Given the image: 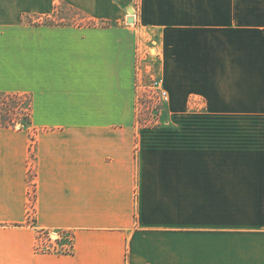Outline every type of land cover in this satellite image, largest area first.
I'll return each instance as SVG.
<instances>
[{
    "label": "crops",
    "instance_id": "obj_1",
    "mask_svg": "<svg viewBox=\"0 0 264 264\" xmlns=\"http://www.w3.org/2000/svg\"><path fill=\"white\" fill-rule=\"evenodd\" d=\"M229 1L0 0V93L31 101L30 127L0 128V264H264V127L186 111L232 48L233 80L256 84L255 3ZM60 6L85 24H35ZM152 49L168 122L140 126ZM42 231L73 253H36Z\"/></svg>",
    "mask_w": 264,
    "mask_h": 264
},
{
    "label": "rangeland",
    "instance_id": "obj_2",
    "mask_svg": "<svg viewBox=\"0 0 264 264\" xmlns=\"http://www.w3.org/2000/svg\"><path fill=\"white\" fill-rule=\"evenodd\" d=\"M228 3H230V1L226 0V10L230 7ZM254 3L255 5L250 8V12L257 15L256 53L255 58L251 55V68L253 74L256 76V84L243 86L238 84V80H233V75L235 73L234 69L238 68L239 62L235 60V58H237L236 49L232 48L230 49L231 54L226 55V58L229 59V61L226 62V72L229 74L225 79V84L219 88V93L217 95H215L212 87H204L211 95L208 96V100L200 94H191L186 103V111L190 115L198 117H203L204 115L207 117L209 114L212 116L218 115V117L208 118L207 121L210 120L212 124L234 127L236 129L242 126L264 127V0H254ZM60 10L59 16L50 18L52 23L85 24L83 17L73 10L68 9L67 6H60ZM229 11L231 10L229 9L228 12ZM227 14L226 11V15ZM48 22L49 19H42L36 23L48 24ZM227 24L230 25L231 21H226V25ZM239 25H241V23ZM231 32L232 30H230L229 34L226 33V48L228 44H235V46L238 47L236 43L238 35L234 34L237 32ZM147 55L148 59L143 62V65L140 60L138 61V74L140 69L144 70L149 67L153 73L160 76V61L154 58L152 59V57L156 55L155 49H152L150 52L148 51ZM236 76L237 75H234V78H236ZM142 82V85H147L148 79L144 78ZM211 92H213V96ZM137 95L138 117L142 124H167V114L170 106L160 107L158 106V100L149 99L148 94H145L147 97L144 96L139 75ZM209 99L211 101H209ZM0 102L4 106L12 107L15 110L17 117L14 119L16 122V126L14 127H22L20 122L23 119V123L29 126V118L26 116L27 109L29 108V100L25 96L22 95L14 98L2 96ZM206 119L207 118H205V120ZM201 124H203V121Z\"/></svg>",
    "mask_w": 264,
    "mask_h": 264
},
{
    "label": "built area",
    "instance_id": "obj_3",
    "mask_svg": "<svg viewBox=\"0 0 264 264\" xmlns=\"http://www.w3.org/2000/svg\"><path fill=\"white\" fill-rule=\"evenodd\" d=\"M138 75L144 96L148 94L149 99L158 100L160 107L169 105L170 95L163 85L161 76H157L150 68L140 69ZM144 78L148 79L147 85H142ZM34 249L36 253L43 255H69L74 251L73 237L66 233L42 231L38 234Z\"/></svg>",
    "mask_w": 264,
    "mask_h": 264
},
{
    "label": "trees",
    "instance_id": "obj_4",
    "mask_svg": "<svg viewBox=\"0 0 264 264\" xmlns=\"http://www.w3.org/2000/svg\"><path fill=\"white\" fill-rule=\"evenodd\" d=\"M37 24V23H35ZM48 25H54V23H52L49 19ZM60 25V24H59ZM86 25H90L92 26L93 23L92 22H88L86 23ZM4 96V97H20L22 95L20 94H4V93H0V98ZM25 96L28 100H29V108L27 109V114L26 116L29 118L28 122H30L29 126H26V124L23 123L24 119L21 120L20 124L22 125L23 128H28L31 126V101L30 98L26 95ZM17 117V114L15 112V110L12 107L9 106H4L1 102H0V128H10V127H14L16 126V122H15V118ZM137 122L140 124V126H159V124H151V125H146V124H142L139 121V117L137 116Z\"/></svg>",
    "mask_w": 264,
    "mask_h": 264
},
{
    "label": "water",
    "instance_id": "obj_5",
    "mask_svg": "<svg viewBox=\"0 0 264 264\" xmlns=\"http://www.w3.org/2000/svg\"><path fill=\"white\" fill-rule=\"evenodd\" d=\"M130 13H133V10H130ZM129 23H132L133 22V20L132 19H129V21H128Z\"/></svg>",
    "mask_w": 264,
    "mask_h": 264
}]
</instances>
